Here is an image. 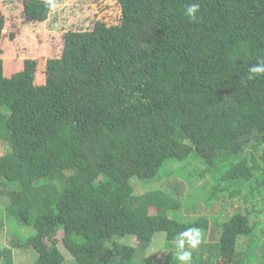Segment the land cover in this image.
Returning a JSON list of instances; mask_svg holds the SVG:
<instances>
[{
  "label": "trees",
  "instance_id": "1",
  "mask_svg": "<svg viewBox=\"0 0 264 264\" xmlns=\"http://www.w3.org/2000/svg\"><path fill=\"white\" fill-rule=\"evenodd\" d=\"M116 1L118 24L59 31L61 55L46 60L44 74L23 59L6 76L11 22L0 10V139L11 148L0 155L3 264L26 250L34 264H65L63 249L76 264H180L175 238L191 227L201 230L197 249L210 240L203 247L213 253L189 249L192 264H248L245 238L259 226L264 234V78L247 79L264 60V0ZM68 2L24 0L23 15L42 25L54 4ZM193 2L200 10L190 22L184 11ZM189 158L201 159L198 178L169 170L163 189L141 194L131 184ZM205 178L215 192L199 186L201 201L240 200L246 214L215 227L207 216L177 219L192 195L186 187ZM234 204L222 208L242 210ZM126 236L140 254L158 237L171 249L163 262L139 259L120 242ZM259 255L252 264H264V243Z\"/></svg>",
  "mask_w": 264,
  "mask_h": 264
},
{
  "label": "rangeland",
  "instance_id": "2",
  "mask_svg": "<svg viewBox=\"0 0 264 264\" xmlns=\"http://www.w3.org/2000/svg\"><path fill=\"white\" fill-rule=\"evenodd\" d=\"M23 8L24 0H0V10L7 15L8 13L10 14L9 21L11 22L4 31L2 42V47L4 49L2 57L9 60L12 59L10 62L7 61V69L5 72L6 76H11V74L15 72L11 70L13 65L15 69L21 66L19 69L21 70L23 66V59L37 60L39 65L38 71L44 74V71H46V60L48 58L58 57L61 55L62 41L60 40L61 33L59 31H63V28L69 26L68 28L70 29H88L94 27L95 23L98 21H102L107 25H115L119 23L121 17V6L116 0H69V2L64 6L54 4V12L51 14L49 20L42 25L34 24L28 21L23 15ZM15 61H17L20 65L17 63L15 64ZM9 71H11V74H9ZM7 111H5L4 114H8ZM3 129H5V127L0 126V135L5 133ZM0 146L3 147L0 149V155L3 151L9 152L11 150L8 141H5L4 139H0ZM248 152L254 153L251 149H249ZM198 160L199 161H196L193 158H189V160L185 162L169 160L160 170L155 179L139 180L137 178H133L131 180V184L135 188L136 193L141 194L150 190L163 189L164 186L167 185L169 176L172 175V172L169 170L173 171V175H175V177L179 176L183 181L184 178L189 175H192L193 177L196 176V178H198V172H194V169L200 168L199 163L201 159ZM249 164L252 165L250 159ZM165 172L168 173L166 174ZM185 182L189 183V181ZM137 183H139L138 187L136 186ZM225 184L227 183L224 182L223 185ZM199 186L207 188L204 194L210 195L209 193L215 192V186H211V182L208 178L198 179L197 182H193V185L186 187V192L192 195L190 196V199H188L187 204L184 201L185 205L182 211L177 213V215L173 213L171 215L172 217L176 215L177 219L191 221L201 216H207L213 222V226L215 227L216 225L218 226L220 222H223L224 217L228 216L229 218V216H232L237 211L243 215L246 214V212H243V209L245 207L247 208L248 204L240 200H230L228 197L219 195L220 200L218 202H215L216 197H213L212 200H208L206 198L205 202L201 201L202 196L199 197L198 195L200 192V190H198L200 188ZM224 200L230 205L235 203L234 206L242 210H232V212L227 209L224 210V207L222 208ZM249 205H251V202H249ZM259 206L261 207L262 203H259ZM205 207L213 209H207ZM249 217L251 219V223L254 224L252 214H250ZM260 220L261 222H264V214L260 215ZM261 229V226L255 228L252 236L245 238L246 240H249L248 245L252 249L248 254H251L248 264L255 263L261 255H259V246L264 243V234ZM6 230L8 232L10 227H7ZM26 232V236L35 234L34 229L31 227L28 228ZM163 238L164 237L160 239V237H158L155 239L150 247L151 249L142 251V253L144 252L143 254H140L141 247L139 246L136 238L133 236L123 237L120 239V242L136 248L135 257L139 259L151 258L156 262H163L169 252L165 248L167 244ZM5 243L6 236L3 232L0 234L1 248L5 246ZM63 254L66 258L65 264H76L72 256L65 249H63ZM260 258L261 260H264V258ZM35 260L36 254L33 251L26 250L17 256L16 264H34Z\"/></svg>",
  "mask_w": 264,
  "mask_h": 264
},
{
  "label": "clouds",
  "instance_id": "3",
  "mask_svg": "<svg viewBox=\"0 0 264 264\" xmlns=\"http://www.w3.org/2000/svg\"><path fill=\"white\" fill-rule=\"evenodd\" d=\"M199 10L200 4L193 2L186 5L184 15L190 22H195L198 18L197 13ZM248 73V80L264 78V60H260L257 64L251 66L248 69ZM175 239L177 249L176 259L180 264H192L193 255L189 249H197L202 243L201 230L197 227L187 228L180 232Z\"/></svg>",
  "mask_w": 264,
  "mask_h": 264
},
{
  "label": "crops",
  "instance_id": "4",
  "mask_svg": "<svg viewBox=\"0 0 264 264\" xmlns=\"http://www.w3.org/2000/svg\"><path fill=\"white\" fill-rule=\"evenodd\" d=\"M1 149V148H0ZM210 240H206L205 241V243L203 244V246L205 245V244H210ZM176 244V243H175ZM202 246V248L201 249H196L197 251L195 252L196 253V255H201L204 259L206 258V257H208V256H212L213 255V253L210 251V248L208 247V249H207V247L206 248H204ZM166 249H167V251H169L171 248H169L168 247V245H166V247H165ZM16 262H17V257L15 256V259H14V264H16ZM0 264H3V258L0 256Z\"/></svg>",
  "mask_w": 264,
  "mask_h": 264
}]
</instances>
